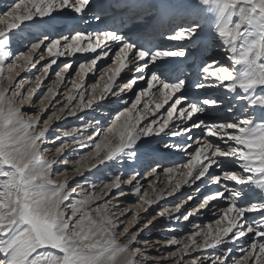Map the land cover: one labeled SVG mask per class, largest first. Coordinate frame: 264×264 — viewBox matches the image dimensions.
<instances>
[{
  "label": "snow or ice",
  "instance_id": "snow-or-ice-1",
  "mask_svg": "<svg viewBox=\"0 0 264 264\" xmlns=\"http://www.w3.org/2000/svg\"><path fill=\"white\" fill-rule=\"evenodd\" d=\"M0 264H264V0H0Z\"/></svg>",
  "mask_w": 264,
  "mask_h": 264
},
{
  "label": "bare ground",
  "instance_id": "bare-ground-1",
  "mask_svg": "<svg viewBox=\"0 0 264 264\" xmlns=\"http://www.w3.org/2000/svg\"><path fill=\"white\" fill-rule=\"evenodd\" d=\"M87 23H92V24H95L96 23V21L95 20H91V21H87ZM105 27H107V25L105 26ZM135 42V41H134ZM217 43H218V41H217ZM213 53H215L216 55H215V58L217 59V60H221V61H223V62H226L225 60H224V56L221 54L222 53V49L221 48H218V47H216V46H213V49H212V52H210L209 53V55L211 56V55H213ZM107 63L108 64H111V61H107ZM113 67H114V65H113ZM75 68V67H74ZM22 76H23V78L25 79V80H29V79H34V76H32V75H23L22 74ZM55 77H54V81L53 82H51V83H49L48 85H46V86H44V89H46L47 88V86H49V85H51V86H53V87H55ZM79 78L77 77V80H78ZM91 80H94V79H91ZM88 82H90V79L88 80ZM45 83H48V81H46ZM32 86H34V85H32ZM67 90L66 91H68L70 88H66ZM65 89H63L62 91H64ZM65 91V92H66ZM41 93V92H40ZM39 105V103L37 104V106ZM110 108H112L113 107V105H111V106H109ZM115 107V106H114ZM29 109H31V108H29L28 106H25V109L24 110H29ZM56 110V108L54 107L53 109H52V111H55ZM31 111H33V109H31ZM105 115H107V109L105 110ZM29 118H32V114L31 115H29ZM109 119H111V117H109ZM68 123H70V121H68ZM72 123V122H71ZM62 127V126H61ZM61 127H57L56 129H55V131L57 132V133H59V131H58V129L59 128H61ZM63 130H65V129H63ZM62 130V131H63ZM48 158H51L50 156L48 157ZM70 173V172H69ZM69 173H67V174H69ZM71 175H73V173H71L70 174V176ZM60 178L59 179H62L63 177H62V175H60L59 176ZM79 183H83L82 181H79ZM153 183L155 184V187H156V192L158 193V192H160V191H164V190H168V189H170L171 187H172V185H170L169 184V182H168V177L167 176H165V175H163V174H161L158 178H156V179H154V181H153ZM72 187H76V184L75 183H73L72 184ZM146 187V191L149 193V195L150 196H153L154 197V195L156 194V193H154L153 192V189L151 188V187H149L148 185H147V183H145L144 184V188ZM126 191H127V189H125ZM187 190H189V189H182V191H184V193L185 192H187ZM196 194V193H195ZM206 194V193H205ZM182 197V196H181ZM180 197V198H181ZM198 198V197H197ZM180 200H183V199H180ZM180 200L178 201V203L180 202ZM177 201H176V203H177ZM196 201H197V199H196ZM195 201V202H196ZM133 202H134V200H129L128 201V203L129 204H133ZM193 205H194V202H193ZM163 207L164 208H167V209H171L172 207H174V204L173 203H167V204H164L163 205ZM157 211H158V209H157ZM153 216H155V213H153ZM211 220H212V216L211 215H209V216H207V218H205L204 216H200V217H196V218H194L193 219V221H195V222H193V224H185V222L181 219V221H180V223L179 224H176V223H174L173 221H169L168 219H167V217H164V218H162L161 219V222L160 223H157L156 224V226L154 227V228H152L151 229V231H147V232H145L144 233V235H143V239H146V240H148L150 243L151 242H160V239H162V238H164V237H162V235H166V234H169L170 236L168 237V239H170L171 238V235L173 234L172 232H170V229H174L175 230V232H174V234L176 235V237L178 238V237H183V236H185L191 229H192V227H193V225H206V224H208V223H210L211 222ZM214 227H215V225H213ZM157 229H162V230H158V231H156ZM187 229V230H186ZM162 233V234H161ZM160 244H163V242L161 241L160 242ZM239 245H237V247H238ZM161 249H163V248H161ZM160 249V250H161ZM149 252H155L156 253V251H152L151 249H149ZM150 253V254H151ZM164 253V255L166 254L167 255V253L166 252H163ZM233 257L235 258V257H238L239 256V253L237 252V251H234L233 252Z\"/></svg>",
  "mask_w": 264,
  "mask_h": 264
},
{
  "label": "rangeland",
  "instance_id": "rangeland-1",
  "mask_svg": "<svg viewBox=\"0 0 264 264\" xmlns=\"http://www.w3.org/2000/svg\"><path fill=\"white\" fill-rule=\"evenodd\" d=\"M75 67V66H74ZM56 70H58V69H56ZM73 72H74V69H73ZM54 77H55V75H54V71H53V73L50 75V77L48 78V83H45V86L46 85H48L49 83H51V82H53L54 81ZM89 84H92V83H95V80H91L90 79V82H88ZM71 86L69 85L68 86V88H70ZM45 91H46V89H44ZM67 89H65L64 91H66ZM39 95H43V92H41ZM36 106H37V104L39 103V96H37L36 98ZM111 106V105H110ZM115 105H113V107H114ZM116 107V106H115ZM32 109V108H31ZM31 109H29V110H25L27 113H29V115H31L32 114V111H31ZM46 118V117H45ZM110 120V119H109ZM71 122L72 121H70V123L69 124H71ZM64 128L63 127H61V128H59L58 129V131L59 132H62V130H63ZM59 171L63 174V172H64V170H63V168H61V169H59ZM70 172V173H69ZM68 173V175H70L72 172L71 171H69ZM60 177L59 176H57L56 177V179H59ZM145 189H146V187H145ZM188 194H192V195H197V194H195V192L193 191V190H191V189H189V190H187V192H185L184 193V196H182L181 198H179L178 199V201L180 200V199H184V198H186V196L188 195ZM207 194V193H206ZM198 198H197V201L196 202H194V205H192V206H198V204H199V202L202 200V196H197ZM178 201H177V203H178ZM135 203V201L133 202V204ZM160 209H158V211H159ZM193 222H195V221H193L192 220V222L190 223V224H193ZM158 230H162V229H157L156 231H158ZM187 230V229H186ZM162 234V233H161ZM170 235L169 234H164V235H162V237H164V238H162V239H160V242L162 241L163 243L168 239V237H169ZM178 238H180V237H178ZM160 252H164V250L163 249H161L160 250ZM151 253V252H150ZM151 255H153V256H155V255H158V253L156 252H152L151 253ZM166 255V254H165Z\"/></svg>",
  "mask_w": 264,
  "mask_h": 264
}]
</instances>
